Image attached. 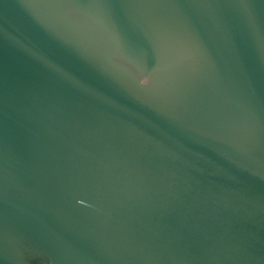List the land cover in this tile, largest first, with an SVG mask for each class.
Wrapping results in <instances>:
<instances>
[{"label": "water", "instance_id": "1", "mask_svg": "<svg viewBox=\"0 0 264 264\" xmlns=\"http://www.w3.org/2000/svg\"><path fill=\"white\" fill-rule=\"evenodd\" d=\"M0 264H264V0H0Z\"/></svg>", "mask_w": 264, "mask_h": 264}]
</instances>
